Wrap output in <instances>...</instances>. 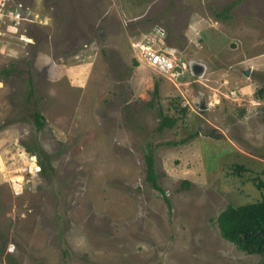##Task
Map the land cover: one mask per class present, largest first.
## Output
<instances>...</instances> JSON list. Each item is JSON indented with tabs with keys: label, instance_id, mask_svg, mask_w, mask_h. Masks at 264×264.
Returning a JSON list of instances; mask_svg holds the SVG:
<instances>
[{
	"label": "rangeland",
	"instance_id": "rangeland-1",
	"mask_svg": "<svg viewBox=\"0 0 264 264\" xmlns=\"http://www.w3.org/2000/svg\"><path fill=\"white\" fill-rule=\"evenodd\" d=\"M261 88L264 0H0V264H264L217 225L264 197Z\"/></svg>",
	"mask_w": 264,
	"mask_h": 264
},
{
	"label": "trees",
	"instance_id": "trees-1",
	"mask_svg": "<svg viewBox=\"0 0 264 264\" xmlns=\"http://www.w3.org/2000/svg\"><path fill=\"white\" fill-rule=\"evenodd\" d=\"M236 1H233L223 6L221 12L217 13V16L226 14L228 16L230 10L234 6ZM135 65L137 61L134 60ZM4 75H8L11 71L3 69L1 71ZM263 88L259 90L260 96L262 95ZM159 86L158 83L154 84L153 94L158 95ZM159 123L157 130L162 131L165 128H171L177 123V117L165 114L161 109L158 110ZM33 121L37 129H41L45 125V118L39 110H35L33 113ZM182 140L181 142H185ZM25 150L31 154L35 152V148L30 147L24 143ZM146 162V179L152 186L162 191L156 182L157 174L154 170V155L150 150L145 156ZM39 166L42 170L45 169V164L39 161ZM188 183V181H185ZM258 187H264V182L257 184ZM217 225L220 235L225 240L233 243L241 251L248 254H260L264 255V197L259 200L233 205L229 204L220 211L217 215Z\"/></svg>",
	"mask_w": 264,
	"mask_h": 264
},
{
	"label": "built area",
	"instance_id": "built-area-1",
	"mask_svg": "<svg viewBox=\"0 0 264 264\" xmlns=\"http://www.w3.org/2000/svg\"><path fill=\"white\" fill-rule=\"evenodd\" d=\"M157 33V36L148 35L140 42L131 43L134 57L139 64L147 65L159 74L172 73L177 66L176 59L171 52L160 46L163 30L158 28Z\"/></svg>",
	"mask_w": 264,
	"mask_h": 264
},
{
	"label": "water",
	"instance_id": "water-1",
	"mask_svg": "<svg viewBox=\"0 0 264 264\" xmlns=\"http://www.w3.org/2000/svg\"><path fill=\"white\" fill-rule=\"evenodd\" d=\"M192 71H193L195 74L200 75V74L203 72V66H202L201 64L195 63V64L192 65ZM244 74H245V75H248V74H249V70H245V71H244ZM202 107H205V105L202 106ZM212 134L215 135V136H218V135H221V132L214 130V131L212 132Z\"/></svg>",
	"mask_w": 264,
	"mask_h": 264
}]
</instances>
